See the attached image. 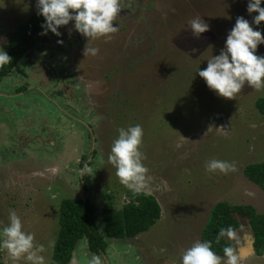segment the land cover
I'll return each mask as SVG.
<instances>
[{
	"label": "rangeland",
	"instance_id": "rangeland-1",
	"mask_svg": "<svg viewBox=\"0 0 264 264\" xmlns=\"http://www.w3.org/2000/svg\"><path fill=\"white\" fill-rule=\"evenodd\" d=\"M247 3L128 0L111 40L87 42L70 22L60 27L61 37L49 32L27 51L0 79V227L15 209L25 231L45 245L44 264H54L63 199H90L98 210L126 202L128 188L107 157L117 129L135 124L144 130L141 151L150 177L141 191L156 197L161 215L132 238L107 237L98 217L107 264H180L184 250L201 241L218 201L263 212L264 190L243 171L264 162V116L255 107L264 90L246 84L234 99L218 97L196 73L219 54L238 16L251 24ZM36 9V0H0V46ZM196 16L210 26L199 38L187 23ZM85 46L99 54L85 57ZM256 54L264 55L263 45ZM213 158L234 162L237 170L210 174L205 164ZM86 162L95 175L82 178ZM235 215L240 225L232 241L241 264H264V254L251 250L249 219ZM90 254L83 236L68 264H87ZM0 264L30 262L0 250Z\"/></svg>",
	"mask_w": 264,
	"mask_h": 264
},
{
	"label": "clouds",
	"instance_id": "clouds-1",
	"mask_svg": "<svg viewBox=\"0 0 264 264\" xmlns=\"http://www.w3.org/2000/svg\"><path fill=\"white\" fill-rule=\"evenodd\" d=\"M126 2L128 0H36L37 13L44 18L41 35H47L50 31L61 37L60 27L73 22L74 30L85 37L87 42L89 39L111 40L112 34L119 30L113 21L117 20ZM262 4L264 0H248L247 13H258L251 24L259 26L264 21ZM187 23L196 38L210 30L209 24L199 16L191 18ZM251 24L243 16H238L219 54L207 60L206 68L197 69L196 73L218 97L234 99L246 84L256 91L264 90V55L256 54L258 46L264 44V35L260 30H254ZM63 43L62 39L57 40V44ZM99 51L98 47L85 46L83 55L94 57ZM11 62L12 57L0 46V67ZM117 132L118 137L113 140L107 157L108 163L115 168L119 182L130 191L138 193L148 186L150 180L149 169L143 163L147 157L141 151L143 127L140 124L129 125L127 128H118ZM236 170L235 163L226 160L213 158L205 164V171L210 174H227ZM79 175L83 178L94 176L95 173L86 162L79 169ZM245 195L251 196L253 193L246 192ZM220 238L236 240V232L231 226L221 228L217 241ZM0 250H5L13 261L23 258L30 264H44L41 253L45 251V245L36 243L35 234L25 231L24 223L15 209L9 210L8 223L0 227ZM223 253V257L217 255L212 250L211 241L197 240L184 250L180 264H241L242 257L232 245L225 246ZM87 264H107V258L93 253Z\"/></svg>",
	"mask_w": 264,
	"mask_h": 264
},
{
	"label": "trees",
	"instance_id": "trees-1",
	"mask_svg": "<svg viewBox=\"0 0 264 264\" xmlns=\"http://www.w3.org/2000/svg\"><path fill=\"white\" fill-rule=\"evenodd\" d=\"M255 15L258 13H253ZM42 23L44 18L38 15L36 9L27 21L18 24L4 48L12 57V62L0 67V79L11 72L19 59L44 38L45 35H41ZM256 30L264 35V21L259 26L256 25ZM255 107L264 116V96L255 100ZM243 172L250 181L264 190V162L247 165ZM125 195L127 200L119 209H115L112 202H106L98 210L90 199H63L59 209V229L52 249L54 264H68L78 240L83 236L87 238L89 252L104 253L107 244L99 232L98 217L101 218L105 235L109 238L135 237L148 230L160 218L161 207L153 194L145 191L134 193L128 189ZM235 214L249 219L253 250L257 255L264 254V211L258 213L252 205L216 202L202 228L201 241H211L212 250L221 257L224 256L225 246L230 244L236 248L232 240L220 238L217 241L221 228L231 226L236 230L239 227L240 222Z\"/></svg>",
	"mask_w": 264,
	"mask_h": 264
},
{
	"label": "water",
	"instance_id": "water-1",
	"mask_svg": "<svg viewBox=\"0 0 264 264\" xmlns=\"http://www.w3.org/2000/svg\"><path fill=\"white\" fill-rule=\"evenodd\" d=\"M251 250H253V247L251 248Z\"/></svg>",
	"mask_w": 264,
	"mask_h": 264
},
{
	"label": "bare ground",
	"instance_id": "bare-ground-1",
	"mask_svg": "<svg viewBox=\"0 0 264 264\" xmlns=\"http://www.w3.org/2000/svg\"><path fill=\"white\" fill-rule=\"evenodd\" d=\"M245 251H243L242 253H244Z\"/></svg>",
	"mask_w": 264,
	"mask_h": 264
},
{
	"label": "flooded vegetation",
	"instance_id": "flooded-vegetation-1",
	"mask_svg": "<svg viewBox=\"0 0 264 264\" xmlns=\"http://www.w3.org/2000/svg\"><path fill=\"white\" fill-rule=\"evenodd\" d=\"M4 48H5V46H4Z\"/></svg>",
	"mask_w": 264,
	"mask_h": 264
}]
</instances>
